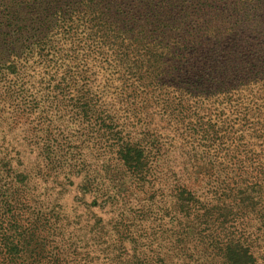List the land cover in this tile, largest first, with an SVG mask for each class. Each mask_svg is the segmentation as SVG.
<instances>
[{
    "label": "trees",
    "instance_id": "1",
    "mask_svg": "<svg viewBox=\"0 0 264 264\" xmlns=\"http://www.w3.org/2000/svg\"><path fill=\"white\" fill-rule=\"evenodd\" d=\"M56 100L87 137L66 151L90 140L108 153L105 175L142 189L173 143L161 129L180 130L213 178L201 194L191 168L171 187L200 227L190 233L223 238L210 230L236 217L222 258L264 264V0H0V118L9 102L17 117L36 113L46 155L67 137L49 116ZM7 166L0 155V264H90ZM258 215L260 242L240 231Z\"/></svg>",
    "mask_w": 264,
    "mask_h": 264
},
{
    "label": "rangeland",
    "instance_id": "2",
    "mask_svg": "<svg viewBox=\"0 0 264 264\" xmlns=\"http://www.w3.org/2000/svg\"><path fill=\"white\" fill-rule=\"evenodd\" d=\"M50 100L47 99V105L52 103ZM3 107L0 155L7 160V168L17 179L27 182L30 192L42 205L59 215L57 227L63 228L74 246L89 252L90 264H146L144 260L151 264H227L222 258L226 249L220 247H225L223 242L230 237L228 232L237 228L232 222L237 218L217 225L218 229L213 226L211 234L213 231L218 234L219 230V237L225 236L213 238V234L209 239L190 233L197 221L189 224L177 212L171 187L177 179L185 181L180 178L183 172L192 168L190 171H194L196 180L199 177L195 186L201 194L207 188L206 181L212 177L196 170L195 166L203 160L190 152V145L181 146L180 130L176 131V126L172 124L175 131L161 129L166 137L173 138L159 162L161 179L156 180L154 187L142 189L124 173L117 172L119 178L111 172L105 175L102 166L108 153L93 147L90 140L82 143L79 155L66 151L68 142L77 144L79 139L87 137L74 136L78 122L57 100L49 116L54 130L63 131L67 137L59 135V141L49 146L46 155L33 136V129L39 136L45 132L36 113L17 117L15 103L9 102ZM243 222L246 223L240 231L255 233L260 242L262 239L256 230L263 222L259 215ZM195 227L200 229L198 225Z\"/></svg>",
    "mask_w": 264,
    "mask_h": 264
}]
</instances>
